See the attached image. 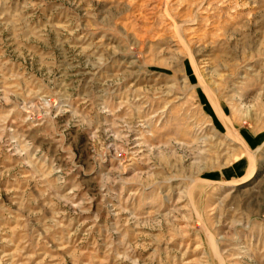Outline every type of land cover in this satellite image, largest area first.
<instances>
[{
    "label": "rangeland",
    "instance_id": "obj_1",
    "mask_svg": "<svg viewBox=\"0 0 264 264\" xmlns=\"http://www.w3.org/2000/svg\"><path fill=\"white\" fill-rule=\"evenodd\" d=\"M0 264H264V0H0Z\"/></svg>",
    "mask_w": 264,
    "mask_h": 264
}]
</instances>
